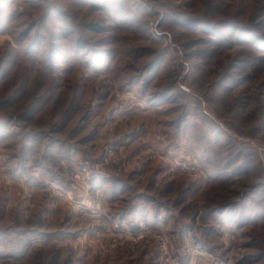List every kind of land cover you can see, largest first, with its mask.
<instances>
[{
	"label": "rangeland",
	"instance_id": "374dc122",
	"mask_svg": "<svg viewBox=\"0 0 264 264\" xmlns=\"http://www.w3.org/2000/svg\"><path fill=\"white\" fill-rule=\"evenodd\" d=\"M0 264H264V0H0Z\"/></svg>",
	"mask_w": 264,
	"mask_h": 264
}]
</instances>
